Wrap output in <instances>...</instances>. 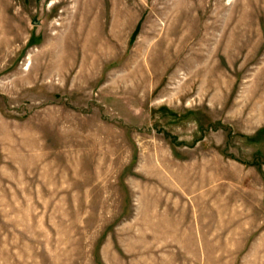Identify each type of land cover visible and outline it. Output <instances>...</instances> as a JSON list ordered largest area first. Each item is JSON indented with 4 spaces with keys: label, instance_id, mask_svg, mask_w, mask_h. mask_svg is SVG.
Wrapping results in <instances>:
<instances>
[{
    "label": "rangeland",
    "instance_id": "374dc122",
    "mask_svg": "<svg viewBox=\"0 0 264 264\" xmlns=\"http://www.w3.org/2000/svg\"><path fill=\"white\" fill-rule=\"evenodd\" d=\"M0 264H264V0H0Z\"/></svg>",
    "mask_w": 264,
    "mask_h": 264
}]
</instances>
